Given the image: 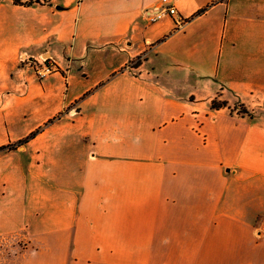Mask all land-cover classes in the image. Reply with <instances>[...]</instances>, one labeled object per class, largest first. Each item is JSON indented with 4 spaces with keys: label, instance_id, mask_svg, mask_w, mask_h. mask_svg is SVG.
Here are the masks:
<instances>
[{
    "label": "crops",
    "instance_id": "crops-1",
    "mask_svg": "<svg viewBox=\"0 0 264 264\" xmlns=\"http://www.w3.org/2000/svg\"><path fill=\"white\" fill-rule=\"evenodd\" d=\"M159 1L0 0L13 264H264V0Z\"/></svg>",
    "mask_w": 264,
    "mask_h": 264
},
{
    "label": "built area",
    "instance_id": "built-area-1",
    "mask_svg": "<svg viewBox=\"0 0 264 264\" xmlns=\"http://www.w3.org/2000/svg\"><path fill=\"white\" fill-rule=\"evenodd\" d=\"M142 16L144 20L148 23H155L164 18L172 17L174 18V29L176 31H180L184 26V21L177 15L176 7L173 4V0H160L159 3L154 7L144 10ZM20 61L21 63L30 64L34 66V62L26 56H22L20 58ZM39 65L40 68L36 69L40 77H43L52 71V64L47 58H42V61ZM76 113L77 109L75 108L68 110V114L75 115Z\"/></svg>",
    "mask_w": 264,
    "mask_h": 264
},
{
    "label": "rangeland",
    "instance_id": "rangeland-1",
    "mask_svg": "<svg viewBox=\"0 0 264 264\" xmlns=\"http://www.w3.org/2000/svg\"><path fill=\"white\" fill-rule=\"evenodd\" d=\"M140 60L141 58H139V62ZM136 62H137V59L133 60L132 65L134 66ZM72 108H75V107H70L68 110ZM68 110H67V113H68ZM28 250L29 248L25 246V240L22 234L5 236V237L0 236V264H3V262L4 264H13L14 256L16 257L19 255H24L26 251Z\"/></svg>",
    "mask_w": 264,
    "mask_h": 264
},
{
    "label": "trees",
    "instance_id": "trees-1",
    "mask_svg": "<svg viewBox=\"0 0 264 264\" xmlns=\"http://www.w3.org/2000/svg\"><path fill=\"white\" fill-rule=\"evenodd\" d=\"M13 1V3L14 4H16V5H26V6H30V5H32L33 3H36V2H38V0H29L28 2H26V3H21L20 2V0H12ZM198 14H200V13H198ZM140 62H139V58L137 59V62H136V64L135 65H138ZM227 106V104L225 103V102H218V101H216V100H214L213 102H212V104H211V107H212V109H219V108H225ZM49 123H51V122H48V124ZM47 125V124H46ZM39 132V130L38 131H36V132H34V133H32V134H30L28 137H26L25 139H23L22 141H20V144H25V143H27L30 139H32V138H34L36 135H37V133ZM5 148H0V151H2V150H4Z\"/></svg>",
    "mask_w": 264,
    "mask_h": 264
}]
</instances>
